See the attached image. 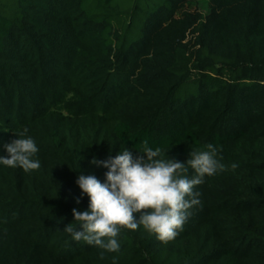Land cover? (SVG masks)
<instances>
[{"label": "trees", "instance_id": "obj_1", "mask_svg": "<svg viewBox=\"0 0 264 264\" xmlns=\"http://www.w3.org/2000/svg\"><path fill=\"white\" fill-rule=\"evenodd\" d=\"M24 129L41 167L0 163V264H264V0H0V157ZM145 140L179 162L212 144L224 168L168 243L73 240L78 176Z\"/></svg>", "mask_w": 264, "mask_h": 264}, {"label": "clouds", "instance_id": "obj_2", "mask_svg": "<svg viewBox=\"0 0 264 264\" xmlns=\"http://www.w3.org/2000/svg\"><path fill=\"white\" fill-rule=\"evenodd\" d=\"M26 133L27 129L15 133L17 138L4 146L8 156L0 157V163L19 166L25 172L41 167L40 161L34 159L39 149L31 137L25 138ZM206 148L191 151L185 162H179L162 158V150H153L145 140L135 158L128 149L106 161L94 157L92 164L108 169L106 182L95 175L78 176L76 183L89 197V207L85 211L73 208L76 224H68L64 231L75 241L83 240L108 252L119 251L117 237L122 229L135 231L141 225L161 242L175 239L190 209L200 203V193L194 188L203 183L205 176L224 168L216 159V147L208 144ZM189 169L195 173L191 178L187 175ZM136 213L140 214L138 220Z\"/></svg>", "mask_w": 264, "mask_h": 264}, {"label": "rangeland", "instance_id": "obj_3", "mask_svg": "<svg viewBox=\"0 0 264 264\" xmlns=\"http://www.w3.org/2000/svg\"><path fill=\"white\" fill-rule=\"evenodd\" d=\"M183 12H189V13H194V12H198V13H200V14H202L203 15V17H205V16H207L208 14H209V12H210V5H209V3L208 2H200V3H192V4H187L184 8H183V10H182V13ZM178 16H181V14L180 15H178ZM61 113L63 114V116L65 115H67L66 113H65V111H58L57 112V114H60L61 115ZM56 121V120H55ZM56 122H58V121H56Z\"/></svg>", "mask_w": 264, "mask_h": 264}]
</instances>
